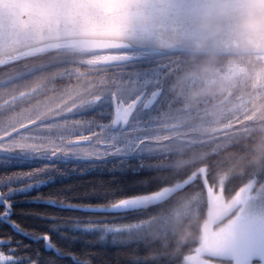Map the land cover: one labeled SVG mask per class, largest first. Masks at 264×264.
Wrapping results in <instances>:
<instances>
[{
    "label": "snow or ice",
    "instance_id": "1",
    "mask_svg": "<svg viewBox=\"0 0 264 264\" xmlns=\"http://www.w3.org/2000/svg\"><path fill=\"white\" fill-rule=\"evenodd\" d=\"M160 2L0 0V264H264V195L206 172L179 187L209 219L174 253L147 241L170 191L148 139Z\"/></svg>",
    "mask_w": 264,
    "mask_h": 264
},
{
    "label": "clouds",
    "instance_id": "2",
    "mask_svg": "<svg viewBox=\"0 0 264 264\" xmlns=\"http://www.w3.org/2000/svg\"><path fill=\"white\" fill-rule=\"evenodd\" d=\"M242 3L243 14L239 21L235 53L251 61L255 55L253 46L257 42L264 44V14H261L264 11V0H242ZM228 12V0H200L191 14L196 32L191 39L190 51L192 54L203 55L187 66L176 77L173 85L175 94L184 100L187 107H194L202 98H207L210 101L209 113L217 122L232 99L225 93L236 86V80L227 78L221 71L218 66L219 52L210 43L209 37H214L219 32L221 20ZM190 81L196 83L192 85L188 83ZM240 95L250 101L244 110L256 119L251 125L240 128L237 132L245 143L249 140L252 143L246 158L238 156L231 149L224 152L229 161L228 167L222 173L225 176L242 172L245 164H259L264 160V98L257 99L244 86L240 87ZM248 185L253 195L264 194V180L252 179ZM163 202H169L166 208L160 210L167 216V231L161 232L155 224L148 225L145 231L150 242H158L154 251L170 254L195 235L197 226L206 217L195 207L187 193L168 192L161 201ZM152 203V199L144 202L145 207Z\"/></svg>",
    "mask_w": 264,
    "mask_h": 264
},
{
    "label": "trees",
    "instance_id": "3",
    "mask_svg": "<svg viewBox=\"0 0 264 264\" xmlns=\"http://www.w3.org/2000/svg\"><path fill=\"white\" fill-rule=\"evenodd\" d=\"M189 56H180L177 61L167 63L165 66H162L164 70H168V75L165 76L164 84L168 86L172 93H175L173 90V85L176 81V77L195 59L200 58V56H195L188 58ZM261 58L254 56L251 61L244 60L243 57H218V66L221 68L223 74L227 77L230 73L234 74L235 69H243V72L240 75L234 78L236 80V86L232 89L235 90V93L240 90V87L244 86L251 90L253 95H257L258 92L253 89V87L260 85L259 82H256V66L261 63ZM245 66V69H244ZM239 67V68H238ZM194 85L195 81H190ZM207 98H202L201 101L197 104L198 106L193 109L191 115L194 116L193 122L196 125L201 127L207 126L209 124H221L228 121H233L234 116H239L236 118H242V113L237 112L234 109L224 108L223 115L220 120L217 122L214 120L212 115L209 113L208 108L205 104H209L206 101ZM181 103H184V100L181 98ZM190 139L202 140L206 135L200 134H191L186 135ZM194 140V141H195ZM252 141L249 140L245 143L237 131H228L225 134H220L212 140H208L203 143H188L186 141H174L168 142L162 145L160 152L157 153L155 163L158 165L157 175L162 179L166 178L169 181V185L176 183L177 181L183 179L184 177L190 175L192 172H196L202 167L206 168V173L208 174L209 180H213L214 184L218 185L224 181H227L228 189L231 191L233 188L247 183L252 179L264 180V160L259 164H245V167L242 172L231 173L227 176L223 175V171L228 167L229 161L225 158L224 152L228 149L233 150L238 156L245 157L250 150ZM197 188L196 185L189 186L188 188H179L171 193H187L192 198L195 207H197L202 214L207 215L208 200L207 195L201 190L194 191L193 189ZM169 202H160V205L156 207L154 212L146 218L145 229L148 225L155 224L161 232L167 231V216L160 212L161 209L166 208ZM15 207L27 208L32 207L27 204H16ZM159 213V215H158ZM18 219L22 224H25L29 227L34 226L37 221L30 216L17 215ZM206 218L202 219L204 222ZM199 223V224H200ZM146 235V231H145ZM147 238V235H146ZM153 244V250L158 244L157 241H149ZM194 249L195 245H190ZM161 254L159 251H155Z\"/></svg>",
    "mask_w": 264,
    "mask_h": 264
},
{
    "label": "water",
    "instance_id": "4",
    "mask_svg": "<svg viewBox=\"0 0 264 264\" xmlns=\"http://www.w3.org/2000/svg\"><path fill=\"white\" fill-rule=\"evenodd\" d=\"M199 3L200 0H161L157 8L162 27L158 29L157 35L151 40L150 46L153 51L191 53L190 43L196 32L191 14ZM228 3L229 12L221 20L219 32L214 37H209V41L219 54L236 55L237 32L243 14V3L242 0H228ZM261 14H264V11ZM253 48L255 54L264 53V44L257 42ZM230 94L226 95L230 96ZM228 129L230 128L223 127L215 132H223Z\"/></svg>",
    "mask_w": 264,
    "mask_h": 264
},
{
    "label": "rangeland",
    "instance_id": "5",
    "mask_svg": "<svg viewBox=\"0 0 264 264\" xmlns=\"http://www.w3.org/2000/svg\"><path fill=\"white\" fill-rule=\"evenodd\" d=\"M261 57H262V58H261ZM260 58H261V60L264 62V55L260 56ZM244 60H246V59H244ZM260 66H262V65H260ZM238 68H239V67H238ZM259 70H260V71L258 72L259 76L262 77V78L264 79V66L261 67ZM234 71H235L234 74H233V73H232V74L230 73V75H227V77H231V76H232V77H235V76H237V75H240V73L243 72V69H235ZM256 73H257V72H256ZM164 93H165V92L162 93V96L164 95ZM165 95H166V93H165ZM234 106H235V103L231 101L230 104L228 105V109H232ZM175 119H176V116L173 117V120H175ZM182 122H184V123L187 124V125H196V124L192 123L191 120H188V119H186V118L182 119ZM196 126H199V125H196ZM183 135H184V133L181 132L177 137H178L179 139H182V136H183ZM153 149L156 150L155 148H153ZM198 172L204 173V172H206V168H205V167H202V168H200V169L198 170ZM250 181H251V180H250ZM182 182H183V179L177 181L176 183H174V184H172V185H169V187H170V191H169V192H173V191H175L176 189L181 188V187H179V185H180ZM248 184H249V181L246 183V185H248ZM218 185H219V184H218ZM262 195H264V194H262ZM213 211H214L213 204H212L211 200L208 199V210H207V216H206V219H205L204 221H206V220L209 219V217L211 216V214L213 213Z\"/></svg>",
    "mask_w": 264,
    "mask_h": 264
},
{
    "label": "flooded vegetation",
    "instance_id": "6",
    "mask_svg": "<svg viewBox=\"0 0 264 264\" xmlns=\"http://www.w3.org/2000/svg\"><path fill=\"white\" fill-rule=\"evenodd\" d=\"M163 78V80H165V77H162ZM161 79V78H160ZM155 107H157V104H156V106ZM166 126V125H165ZM165 126H161V127H159V128H156V127H151V133H158V134H164V133H169V134H172V133H177V132H179V133H185V132H188V131H168V130H166V127Z\"/></svg>",
    "mask_w": 264,
    "mask_h": 264
},
{
    "label": "bare ground",
    "instance_id": "7",
    "mask_svg": "<svg viewBox=\"0 0 264 264\" xmlns=\"http://www.w3.org/2000/svg\"><path fill=\"white\" fill-rule=\"evenodd\" d=\"M151 126H153V125H151Z\"/></svg>",
    "mask_w": 264,
    "mask_h": 264
}]
</instances>
